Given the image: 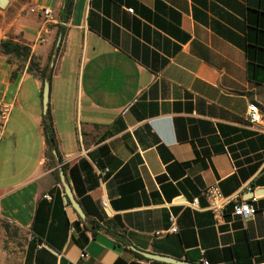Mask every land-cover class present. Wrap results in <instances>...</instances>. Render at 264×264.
I'll return each mask as SVG.
<instances>
[{
	"label": "crops",
	"instance_id": "obj_1",
	"mask_svg": "<svg viewBox=\"0 0 264 264\" xmlns=\"http://www.w3.org/2000/svg\"><path fill=\"white\" fill-rule=\"evenodd\" d=\"M63 1L28 0L2 39L26 61L0 50V219L26 233L21 264H264V136L244 118L264 113V0H74L65 21ZM214 185L255 216L215 222Z\"/></svg>",
	"mask_w": 264,
	"mask_h": 264
},
{
	"label": "built area",
	"instance_id": "obj_2",
	"mask_svg": "<svg viewBox=\"0 0 264 264\" xmlns=\"http://www.w3.org/2000/svg\"><path fill=\"white\" fill-rule=\"evenodd\" d=\"M129 14H133L132 9H128ZM43 17L47 20L51 17V11L42 10ZM38 42H44V38L40 36ZM135 101L129 103L121 110V115H125L129 109L132 107ZM10 107L2 102H0V140L4 134V130L7 124L8 115ZM245 120L254 128L255 131L264 136V113L260 111L256 104H250L247 107L246 113L244 115ZM203 198L207 202V209L211 212L215 222L221 221L225 214L226 210L230 208V216L241 221H248L252 219L256 214V209L253 204L256 202V199H252L250 202L239 201L235 196H223L220 192V189L217 185L210 186L202 192ZM45 199L50 200V198L45 195ZM100 206L103 210H107L108 202L105 198L100 200ZM187 207L191 209H198V200H194L191 204H187ZM171 227L168 231L155 233V237H162L168 234H176L178 232V227L176 225V217H170ZM85 258V255L81 256ZM200 264H209L204 258L201 259Z\"/></svg>",
	"mask_w": 264,
	"mask_h": 264
},
{
	"label": "rangeland",
	"instance_id": "obj_3",
	"mask_svg": "<svg viewBox=\"0 0 264 264\" xmlns=\"http://www.w3.org/2000/svg\"><path fill=\"white\" fill-rule=\"evenodd\" d=\"M28 0H8L0 9V41L11 39L13 24ZM27 243L26 233L0 219V264H21L23 248Z\"/></svg>",
	"mask_w": 264,
	"mask_h": 264
},
{
	"label": "trees",
	"instance_id": "obj_4",
	"mask_svg": "<svg viewBox=\"0 0 264 264\" xmlns=\"http://www.w3.org/2000/svg\"><path fill=\"white\" fill-rule=\"evenodd\" d=\"M74 0H64L63 7L60 12V19L67 20L70 16L71 9L73 6ZM0 50L4 55H13L19 58L21 61H26L29 56V51L27 48L19 46L18 44L12 43L9 40L0 41ZM37 66L33 63L30 64L28 71L32 72L37 70ZM43 132L45 136L46 146L48 148V154L52 158V152H57V144L55 139V133L52 125V120L47 112L43 118Z\"/></svg>",
	"mask_w": 264,
	"mask_h": 264
},
{
	"label": "water",
	"instance_id": "obj_5",
	"mask_svg": "<svg viewBox=\"0 0 264 264\" xmlns=\"http://www.w3.org/2000/svg\"><path fill=\"white\" fill-rule=\"evenodd\" d=\"M7 4H8V0H0V9H4L7 6ZM48 100H49V83L48 81H45L43 85V91H42V106H43L44 114H46L47 109H48ZM53 154L56 156L55 151L53 152ZM59 180L64 189L66 201L71 205L72 209L77 213V215L81 219H84V214L82 213L78 203L73 198L71 190L68 184L66 183L65 176L61 168H59ZM141 254L147 259L163 261L166 263H174V264L178 263V261H174L166 257H160V256L148 254V253H141Z\"/></svg>",
	"mask_w": 264,
	"mask_h": 264
}]
</instances>
